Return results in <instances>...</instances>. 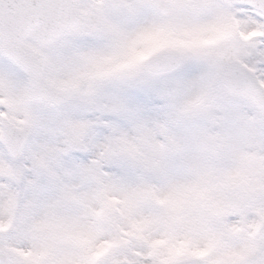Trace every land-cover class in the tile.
I'll list each match as a JSON object with an SVG mask.
<instances>
[{"label": "snow or ice", "instance_id": "6c2138e0", "mask_svg": "<svg viewBox=\"0 0 264 264\" xmlns=\"http://www.w3.org/2000/svg\"><path fill=\"white\" fill-rule=\"evenodd\" d=\"M0 264H264V0H0Z\"/></svg>", "mask_w": 264, "mask_h": 264}]
</instances>
